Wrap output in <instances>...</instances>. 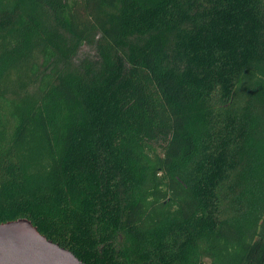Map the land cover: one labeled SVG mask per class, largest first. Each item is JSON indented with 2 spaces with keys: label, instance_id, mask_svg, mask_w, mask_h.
Masks as SVG:
<instances>
[{
  "label": "trees",
  "instance_id": "obj_1",
  "mask_svg": "<svg viewBox=\"0 0 264 264\" xmlns=\"http://www.w3.org/2000/svg\"><path fill=\"white\" fill-rule=\"evenodd\" d=\"M84 264H264V0H0V224Z\"/></svg>",
  "mask_w": 264,
  "mask_h": 264
},
{
  "label": "water",
  "instance_id": "obj_2",
  "mask_svg": "<svg viewBox=\"0 0 264 264\" xmlns=\"http://www.w3.org/2000/svg\"><path fill=\"white\" fill-rule=\"evenodd\" d=\"M0 264L84 263L42 236L30 221L18 219L0 224Z\"/></svg>",
  "mask_w": 264,
  "mask_h": 264
}]
</instances>
